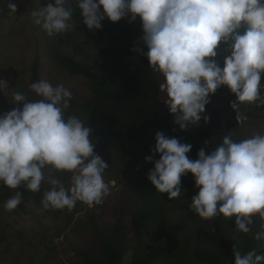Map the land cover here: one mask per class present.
I'll use <instances>...</instances> for the list:
<instances>
[{
    "label": "clouds",
    "instance_id": "clouds-1",
    "mask_svg": "<svg viewBox=\"0 0 264 264\" xmlns=\"http://www.w3.org/2000/svg\"><path fill=\"white\" fill-rule=\"evenodd\" d=\"M69 2L50 0L30 11L32 23L50 37L68 32L74 26ZM75 4L89 30L101 29L105 18L132 22L139 16L147 50L134 51L163 74L159 89L181 131L200 122L210 94L221 86L236 97L231 107L238 123L248 119L241 104L264 106V0H75ZM8 7L16 11L15 4ZM8 85L0 80L4 95ZM29 88L39 99L28 100L11 89L7 94L19 106L0 114V183L39 192L46 181L51 187L43 192L41 203L54 210L72 209L77 202L101 205L110 191L103 179L109 165L94 152L91 129L74 115L65 117L72 92L46 80ZM154 139L152 155L145 161L154 164L147 179L155 190L170 200L178 198L181 177L191 173L196 192L189 208L199 217H235L236 230L245 234L252 230L254 216L264 221V134L240 141L224 136L215 148H201L195 160L186 155L191 144L162 131ZM58 171L72 173L69 185L55 177ZM21 201L16 192L5 202V210H14ZM261 229L253 238L264 241V223ZM233 256L234 264H264V252L241 255L234 248Z\"/></svg>",
    "mask_w": 264,
    "mask_h": 264
},
{
    "label": "trees",
    "instance_id": "trees-1",
    "mask_svg": "<svg viewBox=\"0 0 264 264\" xmlns=\"http://www.w3.org/2000/svg\"><path fill=\"white\" fill-rule=\"evenodd\" d=\"M73 33L83 35L91 31L104 39L97 46L99 55L106 59L109 74L105 75L85 57L83 41L74 40L69 53H63L60 45L63 39L71 38V33L61 35L59 44L50 49L48 61L56 68L74 77H84L86 94L72 96L70 106L64 109L65 117L74 115L81 119L92 133V141L111 150L130 164L135 171L131 177V189L120 200L118 213L108 226L93 223L94 245L75 252L77 259L71 264H234L233 249L241 255L249 251L264 252V241L254 239L264 223L258 215L247 234L235 228V217L205 220L194 213L189 205L195 194L194 179L191 173L181 177V195L169 199L167 194L155 190L147 179V173L154 167L145 161L152 155L150 149L155 144V134L164 132L181 142L192 145L186 155L195 160L201 148L211 150L222 142L224 136L234 141L233 132L240 129L248 119H256L264 106H253L244 113L248 119L238 123L231 103L236 101L227 86H221L210 94V102L200 122L189 125L181 131L173 123V117L166 107L167 96L160 92L159 85L164 81L162 73L148 66V59L134 48L147 50L142 41V24L139 16L129 22L123 18L111 22L105 18L101 29L89 30L82 23L79 9L72 11ZM223 47V46H221ZM222 55V54H221ZM219 59V57H218ZM41 80L38 56L35 57L29 76V85ZM264 84L262 77L261 85ZM28 85V86H29ZM29 89L33 99L39 97ZM215 105L218 111L211 117L208 112ZM209 119L206 122L203 117ZM175 129V131L173 130ZM159 159V154L154 155ZM47 190L41 186L39 192H32L24 185L16 189L2 184L0 202H6L16 192L22 195L17 208L26 204L41 205L42 194ZM44 207V206H43ZM45 208V207H44ZM50 214L61 210L45 208ZM131 241L137 242L134 254L128 261L125 257L131 250ZM7 249L4 235L0 232V244Z\"/></svg>",
    "mask_w": 264,
    "mask_h": 264
},
{
    "label": "rangeland",
    "instance_id": "rangeland-1",
    "mask_svg": "<svg viewBox=\"0 0 264 264\" xmlns=\"http://www.w3.org/2000/svg\"><path fill=\"white\" fill-rule=\"evenodd\" d=\"M50 0H0V80L8 82L5 95L0 92V114L10 111L19 105L12 103L11 89L25 94L28 100H35L29 93V76L33 61L38 56L41 80L53 86L63 84L73 95L86 94L84 77L67 75L48 61L51 48L59 44L61 35L48 36L46 32L34 25L29 16L30 11L44 7ZM54 3V0H51ZM16 5L11 12L8 5ZM75 0L66 5L74 9ZM71 38L63 39L60 49L69 53L74 40L83 41L85 57L81 61H89L97 66L105 75L109 74L106 59L98 54L97 46L103 45L104 39L91 31L83 35L73 33ZM264 86V84L262 85ZM264 92V87L261 89ZM254 105L243 103L240 111L252 110ZM219 109L215 105L208 112L213 116ZM256 119H248L245 124L233 132L236 141L246 139L254 134H264V112H259ZM236 115L233 111L228 115L231 119ZM94 152L105 160L109 167L103 173L104 181L109 185V194L101 205L89 207L77 202L74 208H64L59 214L46 212L41 205L26 204L22 209L5 210V202H0V232L6 243L0 244V264H71L77 259L75 252L91 248L94 245L93 223L108 226L118 213L120 200L126 197L131 189V177L135 171L133 164L128 163L117 154L101 144L92 141ZM47 173V170H45ZM65 185L71 183L72 173L58 171L54 173ZM2 183H0V187ZM45 189L51 186L45 181L41 185ZM131 250L125 257L128 261L133 256L137 242L131 241Z\"/></svg>",
    "mask_w": 264,
    "mask_h": 264
}]
</instances>
